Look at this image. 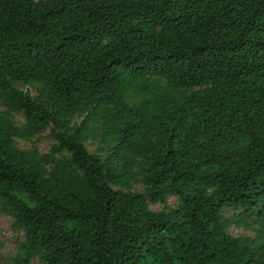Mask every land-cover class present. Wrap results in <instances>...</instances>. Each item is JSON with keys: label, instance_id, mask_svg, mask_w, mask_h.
<instances>
[{"label": "trees", "instance_id": "16d2710c", "mask_svg": "<svg viewBox=\"0 0 264 264\" xmlns=\"http://www.w3.org/2000/svg\"><path fill=\"white\" fill-rule=\"evenodd\" d=\"M0 215V264H264V0H0Z\"/></svg>", "mask_w": 264, "mask_h": 264}, {"label": "rangeland", "instance_id": "374dc122", "mask_svg": "<svg viewBox=\"0 0 264 264\" xmlns=\"http://www.w3.org/2000/svg\"><path fill=\"white\" fill-rule=\"evenodd\" d=\"M47 132L48 131L42 132L39 135L38 140L36 141L38 143L37 144L38 148L42 152H46L50 144V140L47 137ZM19 145L22 148H28L30 146V144L26 142H19ZM166 201H167V205H172L175 203V200L172 196H168ZM150 207L153 210H158L161 206L150 204ZM230 232L235 236L239 234L251 235L248 232L242 230H236L233 228H231ZM14 236L15 234L13 233L10 227V219H8L3 215H0V263H2L3 261V258H1L2 255L10 254L11 252L14 251L15 249ZM33 264H38V263L35 261Z\"/></svg>", "mask_w": 264, "mask_h": 264}]
</instances>
